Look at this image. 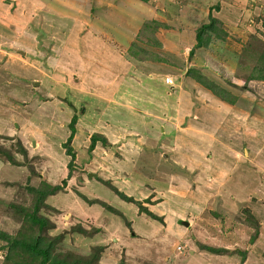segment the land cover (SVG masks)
<instances>
[{
  "label": "rangeland",
  "instance_id": "374dc122",
  "mask_svg": "<svg viewBox=\"0 0 264 264\" xmlns=\"http://www.w3.org/2000/svg\"><path fill=\"white\" fill-rule=\"evenodd\" d=\"M41 1L32 15L24 11L30 15L25 44L8 46L0 35L2 49L19 57L0 54V132H9L0 134V143L20 161L15 140L22 137L28 147V163L17 167L22 177L10 188L16 202L32 204V194L18 190L19 183L28 186L27 175L34 185L66 179L47 200L57 210H41L57 224L49 232L60 237L58 252H95L99 264H163L161 240L148 221L162 226L167 216L187 228L190 249H224L212 264H240L251 249L263 257L252 246L260 232L252 205L259 204L264 223V80L253 78L264 68V0ZM209 14L220 37L213 34L207 47L196 48V29ZM134 40L147 49L137 53L147 60L128 53ZM6 59L20 68H1ZM197 73L235 102L212 95L194 79ZM73 115L76 158L69 172L63 143ZM224 115L233 121L221 125ZM216 120V133L199 129L204 134L198 136L187 128L188 121ZM94 132L107 135L108 143L88 151ZM247 169L253 172L245 180L249 189L239 173ZM0 172L9 179L21 175ZM6 211L2 201L0 229L16 233L20 215ZM168 230L177 235L172 225ZM166 242L167 258L189 247L179 238ZM4 243L0 239V264Z\"/></svg>",
  "mask_w": 264,
  "mask_h": 264
},
{
  "label": "trees",
  "instance_id": "16d2710c",
  "mask_svg": "<svg viewBox=\"0 0 264 264\" xmlns=\"http://www.w3.org/2000/svg\"><path fill=\"white\" fill-rule=\"evenodd\" d=\"M140 1L147 2V0ZM215 8L218 9L219 6L215 5ZM208 16L209 21L207 23H203L196 29V43L194 45V47L196 48L207 47V45L212 40L213 34L214 38L220 37L218 28L215 25L217 19L210 14ZM133 42L136 43L131 42L127 47L128 53L135 56V58L137 59L147 60V56L141 57L140 55H137V53L141 51H144L143 53H146L147 49L142 47L141 45H138L137 41L134 40ZM261 71L262 73L256 75L253 78L264 80V68ZM195 75L196 76L194 79L197 81V83H199L212 95H215L216 97L227 103L233 104L235 102L236 98L234 96H231L224 89L209 81L199 73ZM77 120V115H73L71 117L68 123L69 135L67 136L66 141L63 143L66 154L70 156V160L67 165L69 168V172H71L72 162L76 158V152L73 149L71 143L76 133ZM15 142L17 143L16 146L18 148L16 152L21 153V155H23L24 157V160L27 161L29 155L26 147L20 139L15 140ZM97 142H100L102 145L108 143L107 138L103 134H101L100 132H94L90 135L88 151H92ZM0 158L14 165H22L24 161H20V159L16 157L14 151L7 149V147L3 143H0ZM28 169L33 173L36 172L35 167L33 168L29 166ZM30 178V175H27L26 181L28 183V186H24L23 184L19 183L18 190L20 191V189L24 188L26 189V194H32V204L26 207V205L21 201L16 202L15 199L17 198V196L15 199L7 202V215L10 216V213L12 212L14 213V217H18L20 215L22 224L18 231L16 230V233H10L7 230L0 229V239L5 242L1 248H6V252L4 254L3 260L1 261V264H99L100 255L95 252L89 253L87 255H62L61 252H58L57 246L58 242L60 241V237L49 232L50 229H55L57 227V224L53 219L51 220L52 213H50L49 210H44V212H41L42 208H47L53 211L57 210V208L51 205V203H49L47 200L49 196L54 195L56 192L60 191L63 188L62 186L66 183V179H62L60 184H50L45 181H41L39 185H34L32 183L33 178ZM118 194L126 199V201H130V199H132L131 197H126L122 192L118 191ZM88 200L95 203L99 201V199L97 198H91ZM157 217L161 218L160 216ZM62 230H67V228L65 229L64 227V229ZM201 247L213 253H221V251H224L223 248L219 247L215 248L213 246L207 245H201ZM262 256L264 258V252L262 253Z\"/></svg>",
  "mask_w": 264,
  "mask_h": 264
},
{
  "label": "crops",
  "instance_id": "0c3cea01",
  "mask_svg": "<svg viewBox=\"0 0 264 264\" xmlns=\"http://www.w3.org/2000/svg\"><path fill=\"white\" fill-rule=\"evenodd\" d=\"M39 1L42 2L41 0H15V1L12 0V2H15L14 3L15 5L14 4L12 5V3H10V0H0V35L3 38L2 41L5 43L7 42L8 46H12V47L18 46V45H20L19 43H22V42H24V44H25V38L22 36V34H23L22 29L24 28V25L28 22V18L30 15L28 13L24 14V11H26V12L28 11L32 15L33 13H35L34 11H36L38 8H40V5H39L40 2ZM19 5H21V6H19ZM7 34L9 35L8 37H7ZM1 46H2V42L0 41V54H3L6 57V55H8L9 52L3 50ZM8 56L9 57L11 56L12 58L19 59V57H16L13 54H11V55L9 54ZM21 59H23V58L21 57ZM12 60H15V59H12ZM12 60L8 61L6 59V61H7L6 64L3 65L1 68H9L10 65L12 67V70L17 69V67L20 68V65L18 64V62H16V66L14 67L15 62H12ZM82 76H84V75L81 74V77ZM104 93H106V95L103 98L107 101L111 100V98H109V96H108V94H110V93L109 92H104ZM122 101H123V99H122ZM216 102H218V101H216ZM124 106L128 107L125 104H124ZM215 108L217 110H219V108L217 107V103L215 104ZM224 108H225L224 110H228V107L226 105L224 106ZM219 113L220 112H218V113L216 112L215 118H217V119L220 118ZM155 118H157V117H155ZM223 119L224 120L222 122L220 121L221 125H225L227 123L226 120L233 121L232 118H230V115L229 116L224 115ZM145 121H147V118ZM224 121H225V124H223ZM210 122L209 121H207V122H205V121H202V122H200V121H188L187 128L190 129V132H192L193 135H194V133H196L198 136L200 135V132H203L199 129L208 128V129H211V131H213L215 133L218 130L220 131L221 127H220L219 121H217V120L212 121L215 123V125H210ZM192 123H194V126L191 125ZM230 126H232V125H230ZM221 130H223V129H221ZM2 133L4 134V132H0V134H2ZM14 134L16 135L15 132H14ZM19 134H20V132L17 133V136H19V138H20ZM101 134L104 135L103 132ZM203 134H204V132H203ZM6 135H9L8 131H7ZM104 136L107 138V135H104ZM21 139H22V137H21ZM24 146H25V144H24ZM25 147L28 150V147L27 146H25ZM0 161H1V163L3 162L2 166H0V167L12 169L13 175H17L16 172L18 173L19 170L21 171V175L18 178H12V179H9V178L2 176L1 172H0V203H2V201L3 202L5 201L7 203L8 201L12 200V198L13 199L15 198V195L11 193L10 188H12L13 183H15V181H18L22 177L23 169L22 168L18 169L17 167L19 165H14L11 163L9 164L8 161L3 160L1 158H0ZM5 162H8V163H5ZM254 172L256 173V170ZM239 173L242 174V177H241L243 179L242 183H244L246 188L249 189L248 182H246V181L248 178L252 177L253 172L251 171V169H247V170H242ZM229 181H230V178L227 179V182H229ZM252 206L255 207L256 211L259 210V211H257V216H258V213L260 215V216H258V218H259L258 220H259V224H260V232L256 236L255 241L253 242L252 246L259 248L258 250L261 251V253H263L264 252V223L262 222L263 220L261 221V218H260L262 216L261 208H260L259 204H257V203H253ZM161 216L162 215H160V217ZM154 222H156V221L153 219L148 221V223L150 225L149 227L151 228V230H152V227H154L155 232H158L153 237L161 240V242H160L161 248L158 246L157 255L159 257L160 256L163 257V261H162L163 264H185L187 260H188V263H190V264H192V263L193 264H212V262H215V260H218L217 258H221L220 253H213V252H210V251L203 249V248L200 249L198 247L196 249H190L192 246V243L190 242V244H189L187 242L188 240H186V238L184 239V233H185L187 228L185 226L183 227V226L177 225V223L174 221H169L167 219V216L164 217V220L162 222V224H163L162 226L161 225L157 226ZM170 225H172L176 229L177 235L179 234L178 237H177V235H170L169 234L168 228ZM189 226H190V224H189ZM149 236H151V235H149ZM177 238L182 240L184 243L186 241L185 246L188 247V245H189V247L184 252L177 251L173 258H167L166 257V253H167L166 248L163 247V244L167 243L166 241H170L172 243V241L177 239ZM148 242H150V241H148ZM251 248H253V247H251ZM260 255L261 254L259 252H256L255 250L251 249L248 251V254L245 256V258H243V260L241 261L240 264H255V263L264 264V258L261 257ZM191 257L193 260L191 259ZM151 261H153V259H150L149 262L147 261V264H155ZM224 264H225V261H224Z\"/></svg>",
  "mask_w": 264,
  "mask_h": 264
},
{
  "label": "water",
  "instance_id": "95a60500",
  "mask_svg": "<svg viewBox=\"0 0 264 264\" xmlns=\"http://www.w3.org/2000/svg\"><path fill=\"white\" fill-rule=\"evenodd\" d=\"M184 224H185V225H188L189 223H188V221H184Z\"/></svg>",
  "mask_w": 264,
  "mask_h": 264
}]
</instances>
